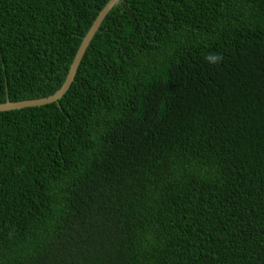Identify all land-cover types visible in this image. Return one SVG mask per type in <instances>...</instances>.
Wrapping results in <instances>:
<instances>
[{
  "label": "trees",
  "instance_id": "trees-1",
  "mask_svg": "<svg viewBox=\"0 0 264 264\" xmlns=\"http://www.w3.org/2000/svg\"><path fill=\"white\" fill-rule=\"evenodd\" d=\"M108 1L0 0V104ZM80 61L0 112V264H264V0H121Z\"/></svg>",
  "mask_w": 264,
  "mask_h": 264
},
{
  "label": "water",
  "instance_id": "water-1",
  "mask_svg": "<svg viewBox=\"0 0 264 264\" xmlns=\"http://www.w3.org/2000/svg\"><path fill=\"white\" fill-rule=\"evenodd\" d=\"M121 0H109L106 5L102 8V10L98 13L95 20L93 21L90 29L83 37L78 50L72 59V63L68 69L67 76L65 78L64 83L62 86L52 95L35 100H24L19 102H5L0 104V112H9L15 110H21L26 108H37L46 106L52 103H57L62 97L66 94L69 90L70 86L72 85L74 78L76 76L77 70L81 63V59L83 58L87 48L89 47L92 39L94 38L95 34L99 30L102 22L108 15V13L120 2Z\"/></svg>",
  "mask_w": 264,
  "mask_h": 264
},
{
  "label": "clouds",
  "instance_id": "clouds-1",
  "mask_svg": "<svg viewBox=\"0 0 264 264\" xmlns=\"http://www.w3.org/2000/svg\"><path fill=\"white\" fill-rule=\"evenodd\" d=\"M223 59H224V57L218 53H210V54L205 56L206 62H208L209 64H213V65L222 62Z\"/></svg>",
  "mask_w": 264,
  "mask_h": 264
}]
</instances>
